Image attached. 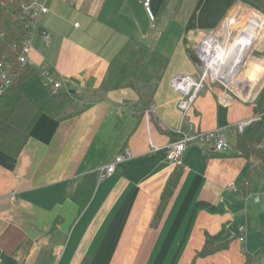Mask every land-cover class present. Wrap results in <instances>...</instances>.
Masks as SVG:
<instances>
[{"label":"crops","instance_id":"0c3cea01","mask_svg":"<svg viewBox=\"0 0 264 264\" xmlns=\"http://www.w3.org/2000/svg\"><path fill=\"white\" fill-rule=\"evenodd\" d=\"M238 1L151 0L150 19L142 0H47L49 12L38 20L30 53L35 76L22 84L30 98L51 94L50 84L58 81L99 98L93 91L131 38L169 62L161 80L141 95L109 92L61 122L42 114L17 158L0 150V264H243L247 254L264 251V171L260 161L238 155L232 146L237 133L229 130L252 118L254 105L220 85L202 89L187 120L199 131L221 129L229 147L217 152L198 142L188 146L178 163L180 180L152 226L175 168L167 147L178 140L180 96L170 79L198 78L197 43L220 27ZM244 75L259 85L264 59L252 55ZM223 97L230 98L227 106ZM151 104L155 109L147 117ZM124 149L132 158L97 180L80 212L71 198L78 184ZM208 236L229 244L196 258Z\"/></svg>","mask_w":264,"mask_h":264},{"label":"trees","instance_id":"16d2710c","mask_svg":"<svg viewBox=\"0 0 264 264\" xmlns=\"http://www.w3.org/2000/svg\"><path fill=\"white\" fill-rule=\"evenodd\" d=\"M26 1L29 0H0V60L5 59L14 75L11 85L0 93V150L13 158L20 155L29 139L30 130L42 114L61 122L82 113L109 92L129 89L141 95L142 89L151 84L155 86L161 80L169 62L143 42L131 38L110 61L100 85L93 91L99 98H88L68 89L55 95L46 94L32 99L24 93L22 84L35 70L30 65L21 66L18 63V57L28 39V18L22 9V3ZM242 1L264 14V0ZM253 105L254 115L264 111V87ZM263 139L264 118L253 121L242 133H237L232 146L238 155L260 161L259 168L264 171V151L260 148ZM174 166L152 221L154 228L181 177V165ZM97 180L95 172L86 174L71 195L72 200L80 206V212L88 203ZM228 244H215L214 239L208 236L196 258L213 255L226 249ZM263 257L264 251L253 256L247 254L243 264H261Z\"/></svg>","mask_w":264,"mask_h":264},{"label":"built area","instance_id":"2783aa9c","mask_svg":"<svg viewBox=\"0 0 264 264\" xmlns=\"http://www.w3.org/2000/svg\"><path fill=\"white\" fill-rule=\"evenodd\" d=\"M150 1L142 0L143 6L152 19L150 11ZM23 14L28 18V39L25 41L23 49L18 57L21 66L30 65V53L33 47V38L37 33L38 20L41 15L49 12L47 0H29L22 3ZM77 26V24H76ZM264 36V14L255 10L242 1H238L231 13L225 18L219 28L208 35H205L196 45V54L199 59L200 71L198 78L187 74H176L170 79L171 88L180 96L178 110L180 111V122L177 129L178 140L168 145L167 160L170 164H178L180 158L188 146L192 143H207L213 151L221 152L229 147L227 138L221 129L203 132L195 129L194 124L187 118L191 113L199 93L205 86L220 85L226 90H230L235 95H240L246 103H254L258 89L264 84L258 85L244 75L245 67L252 57L259 38ZM44 42H48L49 35L41 33ZM47 75V73H45ZM264 76V75H263ZM14 75L10 72V67L5 59L0 60V93L4 92L12 83ZM264 79V77H263ZM258 80H262L260 77ZM49 81H52L49 78ZM259 82V81H257ZM68 91L65 81H58L52 84L51 94L55 95L60 90ZM223 105H228L230 98L223 97ZM123 104V102H121ZM155 105L151 104L145 111L148 117L154 111ZM264 118V111L254 115L247 121L236 124L229 130L242 133L243 130L253 121ZM152 151L157 148L150 145ZM132 155L128 149H124L121 154L109 165L94 171L98 181H102L112 176L117 168L125 161L130 160ZM227 188L236 191L233 183H229ZM264 198V192L262 194ZM258 201V197L252 198ZM239 232L243 233L244 228L240 227ZM240 242H244V236L239 237Z\"/></svg>","mask_w":264,"mask_h":264},{"label":"rangeland","instance_id":"374dc122","mask_svg":"<svg viewBox=\"0 0 264 264\" xmlns=\"http://www.w3.org/2000/svg\"><path fill=\"white\" fill-rule=\"evenodd\" d=\"M256 47H258V48H261V49H263L264 50V36L263 37H261V38H259V40H258V42H257V44H256ZM253 56L254 57H256V58H261L262 60L264 59V52L263 53H259V52H257L256 50H254V53H253ZM263 62V61H262ZM34 73L33 74H31L26 80H25V84H27V85H30L29 83H31V81L34 79ZM28 81H29V83H28ZM46 84H49V83H47L46 82ZM50 86H51V90H52V84H50ZM264 87V84L260 87V89H258V94L260 93V91L262 90V88ZM59 93V92H58ZM258 96V95H257ZM200 145H203V146H209V144H207V143H199Z\"/></svg>","mask_w":264,"mask_h":264},{"label":"bare ground","instance_id":"6f19581e","mask_svg":"<svg viewBox=\"0 0 264 264\" xmlns=\"http://www.w3.org/2000/svg\"><path fill=\"white\" fill-rule=\"evenodd\" d=\"M263 80H264V79H263ZM263 80L260 82V84L263 82ZM260 84H259V85H260ZM259 85H258V88H259Z\"/></svg>","mask_w":264,"mask_h":264}]
</instances>
